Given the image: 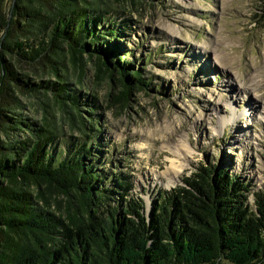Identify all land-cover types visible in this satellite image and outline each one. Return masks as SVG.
I'll list each match as a JSON object with an SVG mask.
<instances>
[{
  "label": "trees",
  "instance_id": "trees-1",
  "mask_svg": "<svg viewBox=\"0 0 264 264\" xmlns=\"http://www.w3.org/2000/svg\"><path fill=\"white\" fill-rule=\"evenodd\" d=\"M7 2L0 0V264H264V192L227 169L199 164L181 185L159 191L148 214L126 175L97 170L100 132L82 116L96 98H83L67 73H82L87 55L97 78H116L124 99L149 83L125 56L114 57L118 43L105 37L117 29L104 26L111 10L103 1ZM256 11L264 25V0ZM28 106L40 118L23 114Z\"/></svg>",
  "mask_w": 264,
  "mask_h": 264
},
{
  "label": "rangeland",
  "instance_id": "rangeland-1",
  "mask_svg": "<svg viewBox=\"0 0 264 264\" xmlns=\"http://www.w3.org/2000/svg\"><path fill=\"white\" fill-rule=\"evenodd\" d=\"M102 1L111 10L104 26L117 29L114 39L105 37L118 43L114 57L125 56L130 72L139 70L149 83L124 99L116 78H97L87 55L82 73H67L83 98H96L97 107H83L82 116L100 132L97 170L108 178L126 175L147 214L159 191L181 185L199 164L227 169L251 192H264L259 0ZM22 113L40 118L29 106ZM248 200L252 205V194Z\"/></svg>",
  "mask_w": 264,
  "mask_h": 264
},
{
  "label": "bare ground",
  "instance_id": "bare-ground-1",
  "mask_svg": "<svg viewBox=\"0 0 264 264\" xmlns=\"http://www.w3.org/2000/svg\"><path fill=\"white\" fill-rule=\"evenodd\" d=\"M177 174H178L177 170H174L172 172V176H171L172 180H174V179L176 180Z\"/></svg>",
  "mask_w": 264,
  "mask_h": 264
}]
</instances>
